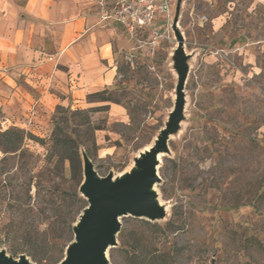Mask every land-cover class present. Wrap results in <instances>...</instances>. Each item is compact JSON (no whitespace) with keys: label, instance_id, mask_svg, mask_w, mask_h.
I'll list each match as a JSON object with an SVG mask.
<instances>
[{"label":"rangeland","instance_id":"374dc122","mask_svg":"<svg viewBox=\"0 0 264 264\" xmlns=\"http://www.w3.org/2000/svg\"><path fill=\"white\" fill-rule=\"evenodd\" d=\"M170 1L171 21L163 23L173 24L175 38L153 46L147 35L142 43L128 35L110 101L88 96L79 108H56L37 128L0 111V132L36 138L25 136L17 152H6L0 138V254L34 264L66 256L68 239H56L53 224L61 211L76 216L86 197L84 173L73 178L69 162L57 166L49 152L63 130L100 177L134 171L147 146L164 154L156 180L163 209L121 222L172 250L173 264H264V0ZM110 103L124 106L127 120L113 118ZM169 220L175 229L159 242L143 222ZM118 234L106 264H127Z\"/></svg>","mask_w":264,"mask_h":264},{"label":"crops","instance_id":"0c3cea01","mask_svg":"<svg viewBox=\"0 0 264 264\" xmlns=\"http://www.w3.org/2000/svg\"><path fill=\"white\" fill-rule=\"evenodd\" d=\"M100 0H0V111L26 126L48 124L57 106L79 108L119 79L130 49L122 25L101 17ZM113 118L127 110L108 104Z\"/></svg>","mask_w":264,"mask_h":264},{"label":"water","instance_id":"95a60500","mask_svg":"<svg viewBox=\"0 0 264 264\" xmlns=\"http://www.w3.org/2000/svg\"><path fill=\"white\" fill-rule=\"evenodd\" d=\"M154 155L153 151L142 160L138 159L139 171L126 175L124 180L100 177L89 158H86L80 191L88 200V205L84 208L79 225L74 227L75 240L69 244L66 256L58 264H106L102 248L117 242L122 217L149 215L153 218L155 212L163 209L158 207L152 194L145 192L154 180L159 179L152 168ZM0 264L31 263L27 259L16 261L1 253Z\"/></svg>","mask_w":264,"mask_h":264},{"label":"trees","instance_id":"16d2710c","mask_svg":"<svg viewBox=\"0 0 264 264\" xmlns=\"http://www.w3.org/2000/svg\"><path fill=\"white\" fill-rule=\"evenodd\" d=\"M112 86H108L104 91L97 92L93 95L102 96L100 101L108 102L111 100V98L109 96L106 97L105 94L108 91L110 92V88ZM93 95H91V97H93ZM57 109L67 110L68 108L57 106ZM61 132H63V135L52 137L51 145L49 146V152L57 154V166L61 165L62 162H66L67 160L71 166L72 177L75 179H81L84 173L81 151H79L81 144H79L77 140L71 135L67 133L64 134L63 130ZM25 136L36 139L32 134L26 135L24 130L7 129V131L5 132H0V138H6L7 140L4 147L6 152H17L21 150ZM2 142L3 140L0 139V143ZM88 155H91L90 152L88 153ZM79 202L81 203V206L78 208L79 210L76 211V216L75 214L73 215V211L72 215L71 211L66 214L61 211L60 215L57 216V219L53 224L54 226L52 227V232L53 234L55 233L54 237H56V239L62 240L63 237H67L68 244L65 245V248H67L70 242L74 240V223L77 220V216L81 214L84 208L88 205V201L86 198H79ZM143 222L155 229L154 232L158 236L157 242H159L161 237L167 236L168 232H170L171 229H175L174 223L170 220L166 224L159 223L158 221H155V223H152L150 221ZM118 236L120 237L121 248L124 249L126 253L127 264L174 263V254L172 250L168 251L166 249H162V247H159L157 244H153V242H147L142 236H139L138 234L125 231L124 228L120 230ZM27 237L28 240L31 238L30 232L27 233ZM17 253V251H13L14 255H17ZM33 256L39 263L43 262V258L39 259L36 255Z\"/></svg>","mask_w":264,"mask_h":264},{"label":"built area","instance_id":"2783aa9c","mask_svg":"<svg viewBox=\"0 0 264 264\" xmlns=\"http://www.w3.org/2000/svg\"><path fill=\"white\" fill-rule=\"evenodd\" d=\"M100 5L102 19L122 25L134 40L141 42V36L147 35L144 42L155 46L175 38L173 24L163 23L171 21L170 0H100Z\"/></svg>","mask_w":264,"mask_h":264},{"label":"bare ground","instance_id":"6f19581e","mask_svg":"<svg viewBox=\"0 0 264 264\" xmlns=\"http://www.w3.org/2000/svg\"><path fill=\"white\" fill-rule=\"evenodd\" d=\"M151 145V144H150ZM157 148V147H156ZM155 148V146H147V147H145L144 149H143V151H141L142 153L140 154V160H142L143 158H144V156H147L148 155V153L149 152H155V155H154V157H155V160H154V162H153V165H152V168L154 169V171H155V173H156V176H157V178H159V162H161V159H162V156L164 155L161 151H157V149ZM139 169H140V167L139 166H137V169L135 168L134 169V171H139ZM134 171H124V173H122L119 177H117V178H119V179H121V180H124V178H125V176L126 175H128V174H133L134 173ZM156 180H154V182L153 183H151L146 189H145V192H147V193H150V194H152L153 196H154V198H155V200H156V203H157V205H159L160 204V202H161V200H160V198L158 197V194H157V192H156V190H157V188H156ZM79 225V224H78ZM109 244L108 245H106L104 248H102V252H103V255H104V257H103V259L105 260V261H108V256H109ZM22 260V259H21ZM31 264H34V263H32V262H30ZM101 264H103V263H101Z\"/></svg>","mask_w":264,"mask_h":264}]
</instances>
